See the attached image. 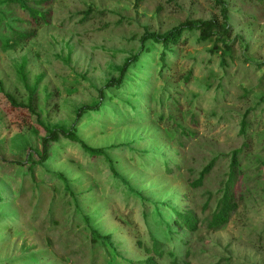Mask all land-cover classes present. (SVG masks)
I'll return each mask as SVG.
<instances>
[{"label": "rangeland", "instance_id": "1", "mask_svg": "<svg viewBox=\"0 0 264 264\" xmlns=\"http://www.w3.org/2000/svg\"><path fill=\"white\" fill-rule=\"evenodd\" d=\"M223 1L53 0L51 23L34 39L0 46V264H90L81 245L91 228L112 235L120 262L146 258L138 240L150 246L154 235L165 244L159 264H264V12L256 0ZM90 8L102 14L80 23ZM225 14L232 49L224 67L221 52L198 42L199 33L183 35L164 69L163 47L143 43L145 32L164 33L186 20L224 22ZM137 54L122 87H107ZM9 96L23 104L34 99L35 112L16 108ZM87 105L100 110L77 120ZM249 110L255 123L243 134ZM55 128H74L106 156L93 158L78 142L62 140L52 159L35 160L34 175L23 174ZM246 142L252 146L239 207L226 226L208 229L203 220ZM213 160L211 175L193 186ZM129 187L141 197L127 194ZM174 210H192L203 223L182 229ZM71 228L77 238L67 235ZM86 251L90 256V243ZM100 251L111 253L105 245Z\"/></svg>", "mask_w": 264, "mask_h": 264}, {"label": "trees", "instance_id": "2", "mask_svg": "<svg viewBox=\"0 0 264 264\" xmlns=\"http://www.w3.org/2000/svg\"><path fill=\"white\" fill-rule=\"evenodd\" d=\"M220 1L222 2V4L225 5V2L223 0ZM256 1L262 7L264 12V0ZM3 3H5V8H0V27L3 26V33L0 34V46H2L3 49L14 48L20 44L31 41L37 36L38 29L40 27L49 25L51 23L53 16V0H4ZM101 14L102 12L90 8L81 14L82 18L80 20V23L83 24L95 18L97 15ZM227 21L228 17L226 14L224 22H219L213 19L186 20L180 25L164 33L145 32L143 36V43L150 40V43L152 45L160 44L163 47V50L159 57V61L161 63V67L164 69L168 67V53H173L175 51V49L172 47L181 42L183 35L188 33H199L197 38L198 42L202 44L212 43L213 46L211 48V51L221 52V55L223 56L221 59V63L224 67V65L227 64L225 57L226 55H231L232 49L231 43L227 42V38L230 36V29ZM143 49L144 48L142 47L141 50L143 51ZM150 50L151 49L148 48L146 50L147 53H149ZM140 55L141 54H137L129 58L125 62L122 68L121 76L118 78V80L109 81L107 87H109V85L111 84H114L118 89L122 87L125 73L128 71L130 66L135 65V63L139 61ZM188 76L185 77L186 80L189 79ZM103 96L104 94L102 89L101 97ZM9 98L11 100L12 105L16 108L28 107L30 111L35 112V107L37 105L34 99H32L29 104H23L17 102V100L12 96H9ZM99 108V105H87L82 107L78 111L77 120H79L82 116L87 113L98 112L100 110ZM250 111L251 110H249V112L246 114V117L242 121L243 134H247L248 127L251 126L252 123H255V120L252 119L249 115ZM254 117L256 119L257 115H254ZM257 124L258 128L256 131L259 130V127L261 125L264 126V124H260V121L257 122ZM262 131L260 133H262ZM262 134V140L264 141V133ZM62 140L78 142L83 148V150L93 158L106 156V148H97L88 145L87 143L81 140L74 128L70 131H67L64 128H55L51 130L42 139L40 153L37 156L38 158L31 159L28 161L29 164L27 167L25 166L23 174L30 173L34 175L35 173L33 165H36L38 162L43 163L48 161L49 159H52L54 157V147H60V141ZM251 146L252 144L250 142H246L242 148L234 151L229 163L227 179L222 187V194L218 198L214 210L205 220H203L205 222L204 224L208 229L218 230L223 228L230 222L232 215L237 211L239 207V199H241L242 197V194L239 193L238 187L243 182V177H245V174L247 173V170L243 165V160L246 159L248 155H250L251 152L248 148ZM35 160H37L38 162H35ZM215 161L216 160H213L201 170L199 178L193 181V186H201L204 183L206 178L211 175V171L214 169L215 166ZM16 163L20 165L24 164L21 161H16ZM78 164L80 165L79 162ZM261 165H264V162H262ZM261 167L264 166H260V168ZM63 177L67 182L66 177L64 175ZM124 183L126 184V182ZM66 188H69L68 184L66 185ZM127 194L137 196L141 195L139 192L133 190L132 187H129ZM40 205L41 204H38V207ZM206 207H208L207 203L203 205L204 209ZM174 213V223L176 226L182 229H187L189 231H197V229H199V227L203 223L197 213L192 210H189L187 212H179L174 210ZM37 214V211H35L33 217L35 218ZM56 215L54 214V212L50 214L51 224H57L58 217H56ZM155 215H159L160 217L159 208L156 205ZM164 223L166 225L165 227L169 229L170 225L166 222ZM71 234H73L76 238L78 237L77 235H79L78 232L74 231L73 228L69 229V231L67 232V235ZM86 237L89 238V242L83 243L81 245V252L82 256H84L90 261V264H159L160 259H162L165 254L164 242L152 235V244L150 246H144L143 242L140 239L138 240L139 245L142 246L145 250L146 258L140 260L121 258L123 262H120L118 260L119 253L117 252L115 244L112 241V235H102L98 230L91 228L90 234H86ZM80 238H82V236ZM62 240L64 242H67L68 244L70 243V239L68 237ZM88 243H90V249L92 250L90 256L88 251H86V245ZM102 245H105L111 253L102 255V252L100 251V246ZM175 264L178 263L175 261ZM185 264L190 263L189 261H186Z\"/></svg>", "mask_w": 264, "mask_h": 264}]
</instances>
